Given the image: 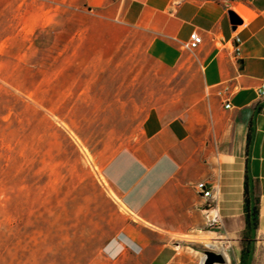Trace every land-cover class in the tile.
<instances>
[{"label":"rangeland","instance_id":"1","mask_svg":"<svg viewBox=\"0 0 264 264\" xmlns=\"http://www.w3.org/2000/svg\"><path fill=\"white\" fill-rule=\"evenodd\" d=\"M23 2L0 8V264H120L106 248L128 219L103 167L151 111L178 116L195 69L165 68L150 32L84 0Z\"/></svg>","mask_w":264,"mask_h":264},{"label":"crops","instance_id":"2","mask_svg":"<svg viewBox=\"0 0 264 264\" xmlns=\"http://www.w3.org/2000/svg\"><path fill=\"white\" fill-rule=\"evenodd\" d=\"M100 16L152 34L148 54L165 68L195 70L198 88L178 116L153 110L140 139L114 156L103 174L128 223L106 248L120 264H203L216 249L225 264H241L246 176L259 199L252 264H264V0H84ZM23 0H0L22 16ZM229 10L243 20L233 30ZM37 14L34 15L37 26ZM33 27V21L30 25ZM193 32L203 43L186 62L183 44ZM24 26L12 34H24ZM240 39V42H237ZM239 47L240 52H236ZM230 97L231 108L226 109ZM251 144L248 147V138ZM206 181L222 227L206 225ZM216 245V246H215ZM229 258V259H228Z\"/></svg>","mask_w":264,"mask_h":264},{"label":"built area","instance_id":"3","mask_svg":"<svg viewBox=\"0 0 264 264\" xmlns=\"http://www.w3.org/2000/svg\"><path fill=\"white\" fill-rule=\"evenodd\" d=\"M237 42H240V39H237ZM203 38L198 32H193L190 36L188 42L183 44V50L194 54L202 45ZM236 52L239 53V47L236 48ZM259 95L264 97V78L262 85L259 89ZM226 102V109L231 108L230 97L228 96L225 100ZM196 191L200 194L203 198L206 199V207L204 209L205 213V222L208 227L214 230H218L222 227V221L220 214L218 213L216 206H214V189L213 187L209 186L206 181H201L195 186Z\"/></svg>","mask_w":264,"mask_h":264},{"label":"trees","instance_id":"4","mask_svg":"<svg viewBox=\"0 0 264 264\" xmlns=\"http://www.w3.org/2000/svg\"><path fill=\"white\" fill-rule=\"evenodd\" d=\"M251 144V135L248 138V147ZM249 175L246 176L245 182V204H244V214L246 220V230L243 235V250L241 255V264H248L249 256L253 250L252 242V230L255 226L258 229L259 226V199L250 193ZM254 203V208L252 212V204ZM254 217V220H253Z\"/></svg>","mask_w":264,"mask_h":264},{"label":"water","instance_id":"5","mask_svg":"<svg viewBox=\"0 0 264 264\" xmlns=\"http://www.w3.org/2000/svg\"><path fill=\"white\" fill-rule=\"evenodd\" d=\"M229 17H230V22L233 25V30H236L237 27L241 24H243V20L237 15V13L233 10H229L228 12ZM249 184H250V193L252 196H254V180L252 177L249 179ZM254 208V203L252 204V212ZM254 220V217H253ZM257 236V229L254 226L252 230V242L253 245L255 243ZM205 260L204 264H225L227 262V257L224 253H219L214 249H209L205 251ZM252 259H253V250L249 256V262L248 264H252Z\"/></svg>","mask_w":264,"mask_h":264},{"label":"bare ground","instance_id":"6","mask_svg":"<svg viewBox=\"0 0 264 264\" xmlns=\"http://www.w3.org/2000/svg\"><path fill=\"white\" fill-rule=\"evenodd\" d=\"M216 246V245H215ZM229 259V258H228ZM204 264V263H203Z\"/></svg>","mask_w":264,"mask_h":264}]
</instances>
